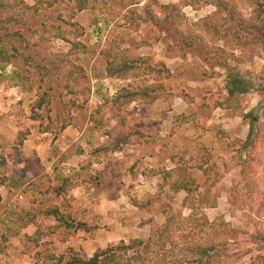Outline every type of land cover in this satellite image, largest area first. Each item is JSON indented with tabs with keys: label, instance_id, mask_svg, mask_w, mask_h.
<instances>
[{
	"label": "rangeland",
	"instance_id": "374dc122",
	"mask_svg": "<svg viewBox=\"0 0 264 264\" xmlns=\"http://www.w3.org/2000/svg\"><path fill=\"white\" fill-rule=\"evenodd\" d=\"M221 1L233 3L234 9L243 19L249 20L254 15L253 8L242 0ZM181 2L139 0L134 7L141 9L150 3L154 12L163 15L171 13L174 5L178 6L182 15L179 19L180 29L213 44V37L205 22H221L219 15L213 17L217 9L208 0H200L198 9ZM10 3L13 7L9 16H14V13H23L25 16L19 24L10 22L9 31L13 33L20 30L24 37L23 45L28 46L33 57L39 61L46 60H43L41 67L31 69L23 56L19 55L0 73L3 81L0 90L5 96L1 106L5 108L7 117H13L9 123L11 127H8L12 129L17 126L21 130L27 127L34 133L20 148L14 147L15 142L19 143L10 133L3 134L4 140L0 143V179H7L6 187H1L0 191L3 196L8 195V191L12 193L9 199L0 202V264H46L36 257L37 251L44 249H48L55 257L67 256L70 251H75L90 258L95 252L118 241L130 244L134 239H147L153 230L165 226L173 215L186 218L192 213L190 205L184 203L186 193L174 192L168 185L161 186L162 170L183 164V158L190 167L188 174L195 179L193 188L196 194L205 195L208 192L209 197H215V207L205 208L207 217L210 220L220 217L231 228L240 231L239 238L225 246V255L233 260L240 255L236 264H252L257 256L264 254V240L256 235L258 232L264 236L263 44L242 46L232 37L218 40L216 48L222 50L223 57L216 62L206 60L207 48L195 50L185 47L184 54L180 48L184 43L180 35L169 31L167 25L162 24L163 28L153 29L144 24L140 34L131 29L126 31L122 19L125 8L120 0H91L88 9L76 14L77 3L74 0H11ZM76 24L83 29V36L75 39L73 33L78 32ZM58 29L65 31L67 39L59 38ZM214 29L212 26V32H215ZM9 31L4 30L0 35L3 37ZM119 32H129L138 41L148 38L152 45L130 48V53L150 57L153 64L168 67L175 76L166 82L169 91L185 93L194 99L193 103L187 104L178 96L153 106L135 103L125 115V124H121L124 120L118 117L116 110L104 104L102 97L99 102L93 95L94 90L101 86L103 93L110 94L117 85L132 87L142 80L130 78L113 82L105 79L106 63L99 51L108 38ZM155 37L158 40H154ZM76 41L84 44L88 50L76 54V50L72 49V43ZM171 45L175 46L172 51L169 50ZM2 47L10 49L7 40L6 44L0 43ZM61 60L68 65L66 72L71 71L70 64L83 67L91 80L93 92L86 107L74 115L73 126L67 130L65 137L55 143L56 140L52 139L58 136L41 133L40 122L32 120L31 106L46 91L52 95L64 91L62 86L65 80L58 75ZM218 63L223 64V67ZM25 69L32 73L29 75ZM211 73L214 76L209 77ZM233 76L245 81L248 87V92L241 97L240 102L234 103L239 105L238 108L213 107L215 101L227 97L228 86L231 85L228 80L233 79ZM79 83L72 82L76 87L81 86L82 83ZM62 97L63 101H67L72 96ZM75 97L79 101L86 98L81 91ZM203 102H210L212 107L211 116L204 126L195 128L192 123H186L178 127L177 119L196 112ZM53 109L54 114L61 110L59 101L54 100ZM244 114H250L251 117L244 118ZM42 120L48 123L45 115ZM238 140L253 142L254 145L242 149L237 144ZM107 142L118 150L113 157L120 169L116 170L115 183L103 181L104 191L108 194L102 195V198L107 200L109 196L118 194L116 218H104L106 212L103 209L98 213L99 216H95L96 212L92 209L84 208L85 212L83 208V212L76 210L81 220L96 217V222L102 227L94 233L65 228L52 232L49 227L54 221L39 218L47 237L44 244L35 247L28 240L35 232V228L30 226L31 217L27 215L31 204L41 201L44 189L52 188L55 181L67 174L66 168H63L67 164L63 166L62 161L76 164V169H81L92 183L96 175L91 173L89 162L92 157L89 154L95 147ZM248 154H252L251 157L256 161L251 166H244L243 161ZM204 156L210 158V166H215L221 176L214 186L210 185L215 175L209 180L196 167ZM238 156L242 159L237 160ZM34 158L36 160L32 161ZM37 162L35 174L31 169ZM245 177L248 178V185ZM19 195L23 198L19 199ZM130 196L142 205L141 208L132 204ZM128 255H133V252L130 251Z\"/></svg>",
	"mask_w": 264,
	"mask_h": 264
},
{
	"label": "trees",
	"instance_id": "16d2710c",
	"mask_svg": "<svg viewBox=\"0 0 264 264\" xmlns=\"http://www.w3.org/2000/svg\"><path fill=\"white\" fill-rule=\"evenodd\" d=\"M10 1L0 0V33L4 30L9 31L10 27L8 24L10 22L19 24L25 16L23 13L20 15L14 13V16L10 15V17L9 12L13 7ZM74 1L77 3L74 14L90 7L91 0ZM102 1L104 2L105 0ZM137 1L139 0H120V4L125 8L122 19L124 22L123 27L126 31L131 29L132 32L140 34L144 24L150 25L153 29L157 27L163 28L162 24L167 25L169 31L178 36L180 35V39L184 42L180 48L184 54L185 47L195 50L207 48L206 60L212 59L218 62L223 57L221 54L222 50L216 48L215 43L218 40H226L232 37V40L242 44V46L257 43L264 45V0H242L253 8L254 15L249 20L242 18L241 14L234 9L235 5L233 3H226L221 0H208L217 9L213 17L219 15L221 18V22L216 24L211 21L205 22L207 30L211 33V37H213V44L203 41L197 36H191L180 29L179 19L182 15L178 6L175 7L174 5V7H171L172 12L169 14L163 13V15H159L153 11L152 4L150 3H146L141 9L134 7ZM181 3L192 6L194 9H198L200 6V0H182ZM75 26H77L76 31L78 32L73 34L76 36V39L83 36V29L78 24ZM212 26L215 28V32H212ZM58 30L57 35L59 38L62 40L67 39L65 31L62 29ZM156 39L158 40L157 37L154 40ZM6 40L10 44V49H6L5 47L0 48L1 71H4L6 66L12 64L19 55L23 56L26 65L31 66V69L41 67L43 60H46L44 58L42 61H39V59L33 57L28 50V46L23 45L24 37L20 30H16L13 33L9 31L6 35L3 34V37L0 35L1 44H6ZM72 44V49L76 50V54H79L81 50L85 52L88 50L79 41ZM146 45H152V43H149L148 38L138 41L136 38L131 37L129 32H119L117 35L108 38L99 51V55L106 63V74L110 78L127 79L131 77L133 79H142L135 86L121 87L112 97L106 99V102L124 118L128 108L133 103L152 106L160 100H169L176 96L181 97L189 104L194 101L192 97L185 93L176 94L169 91L166 82L174 79L175 76L168 67L164 64H153L150 57L130 53V48L137 49ZM174 49L175 46L173 45L169 47L171 51ZM39 54L41 53H37V55ZM70 65L72 69L69 72L65 71L68 67L67 63L61 60L58 65V75L65 80L62 86L64 91L58 92L56 95L54 93L52 95L46 91L31 106V118L35 122H40V131L42 133H51L55 137L73 124L74 115L86 107L89 96L93 92V85H91V80L88 78L83 67L78 64ZM218 65L223 67L221 63H218ZM25 71L29 75L32 73L29 69H25ZM211 76H214V74L211 73L209 77ZM74 81L80 82L79 84L82 83L81 86L76 87L73 85L72 82ZM228 83H231V85L228 86L229 93L227 97L215 101L213 107H224L225 109L238 108L239 105L234 103H239L241 97L248 92L245 81L238 79L237 76L229 79ZM79 91L86 97L83 101H79L75 97ZM63 95L72 97H69L67 101H63ZM54 100L59 101L61 107V110L55 114L53 111ZM211 111L210 102H203L196 112L180 117L177 120V124L182 125L190 122L195 128L204 126L211 116ZM44 115L48 120L47 124L43 123L42 119ZM247 117L250 118L251 115L246 114L244 116V118ZM29 136H31V131L27 127L15 134L16 141L20 145ZM237 144H240L242 149H247L254 145L253 142L241 140H238ZM106 150L107 148L104 146L98 147L95 149V155L102 156ZM251 155L248 154V157L243 161L244 166H251V163L256 161ZM241 159V156L237 157V160ZM209 160L208 156H204L202 161L196 164V167L209 180L212 175H215V179L210 185L214 186L221 180V176H219V172L216 171L215 166H210ZM181 161L183 164L177 165L174 169L162 171L163 183L161 186L168 185L174 192L186 193L184 203L190 205L189 208L192 212L186 218L182 219L173 215L168 219L165 226L153 230L147 239H134L130 244L118 241L116 244H112L102 251L95 252L90 258L75 251H70L67 256L60 255L55 257L51 255L48 249H44L45 251H37V259L46 262V264H236L241 256L239 255L234 260L230 259L228 255H225V246L229 245L231 241L237 240L240 231L236 228H231L220 217L216 220H210L207 217L205 208L215 207V197H209L208 192L205 195L196 194V189L193 188L196 182L188 174V169H190L188 162H185L184 158ZM258 162L260 163L261 161L258 160ZM242 172L243 175H246V172ZM173 175H176V178H173ZM245 179H247L246 184L248 185V178L245 177ZM6 180L1 178L0 185H5ZM78 184V180L76 181L74 178L68 177L62 180L61 185L47 189L44 193V200L38 205H33L32 211L28 213V215H32L31 222L38 224L37 218L40 215L57 221V225L49 227L52 232L60 228L83 229L86 231L95 230L96 227H92L86 222L77 221L70 212L71 206L67 202L66 195ZM61 197H63L64 201H61ZM131 200L135 207L141 208L142 205L134 197H131ZM39 226L41 225L38 224ZM43 234L42 229L39 227L36 234L28 237L29 241L35 247H40L39 242ZM256 235L258 238L264 240V236L258 234V232ZM254 241L257 240L255 239ZM130 251L133 252L131 256L128 255ZM252 264H264V254L257 256Z\"/></svg>",
	"mask_w": 264,
	"mask_h": 264
},
{
	"label": "crops",
	"instance_id": "0c3cea01",
	"mask_svg": "<svg viewBox=\"0 0 264 264\" xmlns=\"http://www.w3.org/2000/svg\"><path fill=\"white\" fill-rule=\"evenodd\" d=\"M172 72V71H171ZM0 73H1V68H0ZM173 73V72H172ZM131 78V77H130ZM130 78H127V79H130ZM0 83H2L3 81H2V78H1V76H0ZM105 79H109V80H112L113 82H123L124 80H126V79H115V78H110L109 76H107V78H105ZM2 81V82H1ZM116 86V85H115ZM121 87H128V86H119V85H117L116 86V89L113 91V93H107V92H105V93H103L102 92V86L101 87H99L98 89H95L94 90V94L93 95H95V97L99 100V102H100V100L103 98L104 99V104H106V105H109L107 102H106V99L108 98V97H112L116 92H117V90L118 89H120ZM1 92H2V90H0V143H1V141L2 140H4L3 138H4V136H3V134H7L8 135V133H10L12 136H13V138H15V141H16V137H15V134L16 133H18L19 131H22V130H24V129H19L17 126H15L14 128H12V129H10L8 126H10L11 127V125L9 124V123H11V121L13 120V117H11V116H8L7 117V115H5V108H3L2 106H1V103L4 101V97H3V94H1ZM105 96V97H104ZM102 97V98H101ZM177 97V96H176ZM181 98V97H180ZM161 101H166V100H160V101H158L157 103H159V102H161ZM156 103V104H157ZM187 103V102H186ZM133 104H135V103H133ZM140 104V103H139ZM187 104H189V103H187ZM155 105V104H154ZM110 106V108H112L111 107V105H109ZM132 106V105H131ZM146 106V105H145ZM153 106V105H152ZM129 109V108H128ZM115 110V109H114ZM117 112V111H116ZM127 112H128V110H127ZM118 113V112H117ZM184 116H187V115H184ZM118 117H120V119H123L124 120V124H125V122H126V117L124 118V117H121L120 116V114L118 113ZM180 117H183V115L182 116H180ZM179 117V118H180ZM12 118V119H11ZM178 118V119H179ZM177 119V120H178ZM177 122V121H176ZM190 123V122H189ZM121 124H123V121L121 122ZM123 124V125H124ZM186 124V123H185ZM185 124H182V125H178V127L179 126H183V125H185ZM73 126V124L72 125H70V126H68L65 130H63V132H61L59 135H58V137L56 138V139H52V140H56V142L55 143H57V142H60V141H62V137L64 138L65 137V134H66V132H67V130L69 129V128H71ZM30 131H31V134H33V136H34V133H33V131L30 129ZM42 133V132H41ZM43 134H48V133H43ZM141 135L142 136H144L142 133H141ZM32 136V135H31ZM31 136H29L28 137V139H30L31 138ZM27 139V140H28ZM27 140H25L24 141V143H26L27 142ZM10 141V140H9ZM24 143L22 144V145H20V144H17L16 142H15V145H14V147H18V148H20L21 146H23L24 145ZM17 144V145H16ZM101 146H104V147H106L107 148V150H106V152L102 155V156H96L95 155V149L96 148H98V147H101ZM98 147H95L93 150H92V152H90V156L92 157V159H91V161L89 162L90 164H91V169H89V170H91V173L92 174H95L96 175V177L94 178V179H92L93 180V182L91 183V179H89L88 177H86V175L83 173V171L81 170V169H76L77 168V165L76 164H74V163H69V162H67L66 163V161H62V165L64 166V164H67V167H63V168H66V170H67V174L66 175H64L63 176V178H59V180H57V181H55L54 182V184L52 185L53 187L54 186H56V185H61L62 184V180L63 179H65V178H68V177H70V178H74L76 181L78 180V186H76V187H74L72 190H70L69 191V193H68V195H66V199H67V202L70 204V206H71V209H70V212L72 213V215H73V217L77 220V221H80V222H86V223H88L89 225H91L92 227H96V229L95 230H90V231H86V230H84V231H86V232H88V233H94L95 231H97V230H101V227H102V225L101 224H99V222H96V217H88V218H90V219H88L87 218V220H81V219H79V217L77 216V214H76V210L77 211H79V212H85V210L86 209H84V208H88V210H90V209H92V210H94V212H96L95 213V216L96 215H98V213H100V210L101 209H103V210H105V212H106V215L105 216H103V215H101L100 216V221H102V216L104 217V218H106V219H108V220H111V219H114V218H116L115 217V213L118 211V208L116 207V206H118L117 205V202H118V194H117V196H115V197H111V196H109V198H107V200H105L104 198H102V195H107L108 193H106V191H104V189L105 188H103V181H107L108 183H111V182H113V183H115L116 182V180L117 179H114V178H116L117 177V172H116V170H118L119 171V164L118 163H116V161H115V159H114V157H113V155L115 156V154L118 152V150H115V149H113L112 148V146L107 142V143H102L101 145H99ZM81 156H82V154H80ZM34 160H36V158H34V159H32V161H34ZM53 161H55V159L53 160ZM40 162V161H39ZM42 163V162H41ZM38 162L35 164V167H33V168H35V170H33V168L31 169V172H33V173H35L36 172V170H37V167H38ZM177 166V165H176ZM175 166V167H176ZM174 167V168H175ZM174 168H172V169H174ZM172 169H169V170H172ZM83 170H84V168H83ZM163 171V170H162ZM166 171H168V170H166ZM37 173V172H36ZM35 173V174H36ZM162 173V172H161ZM50 174H53V172H51ZM85 175V176H84ZM156 175H159V174H156ZM162 175V174H161ZM62 176V175H61ZM94 180H97L96 182L94 181ZM6 184V183H5ZM1 187H6L5 185H0V188ZM48 188V187H47ZM50 189H51V187H50ZM10 190H11V188H10ZM47 189H44V191H43V193H42V195H41V197H42V200L41 201H38V202H33L32 204H31V207H30V210L28 211V213L29 212H31L32 211V208H33V205H38L39 203H41L43 200H44V193H45V191H46ZM3 191V190H2ZM8 193V195H6V196H3V194H2V192L0 191V202H2L3 201V199H5V198H7V199H9L11 196H12V193L10 192V191H8L7 192ZM95 195H97L99 198H96V196ZM23 198V196L22 195H19L18 196V198L19 199H22ZM61 199V201H64V199H63V197H61L60 198ZM101 199H103L104 200V202L106 203V204H103L102 203V200ZM130 201L132 202V200H131V196H130ZM81 208H83V211H82V209ZM28 213H27V215H28ZM28 216H32V215H28ZM90 216V215H89ZM99 216V215H98ZM39 218H45V217H43V216H38V218H37V223L39 224V225H41V226H39L41 229H42V231H43V237L41 238V241L39 242L40 244H44V242H45V239H46V237H47V234H46V230H45V228L43 227V225L38 221V219ZM31 219V218H30ZM45 219H47V218H45ZM49 220H52V221H54L52 224L53 225H50V226H55V225H57V221L56 220H54V219H49ZM96 222V223H95ZM30 226L31 227H34L35 228V232L32 234V235H30V236H33L34 234H36L37 233V231H38V229H39V227H38V224H35V223H32L31 222V220H30ZM95 224H97V225H95ZM111 224H113L114 225V223H111ZM110 224V225H111ZM117 225V224H116ZM101 226V227H100ZM75 230V229H74ZM83 230V229H82ZM18 235V234H17ZM29 236V237H30ZM17 238H20V237H17ZM25 238V237H24ZM29 240V239H28Z\"/></svg>",
	"mask_w": 264,
	"mask_h": 264
},
{
	"label": "built area",
	"instance_id": "2783aa9c",
	"mask_svg": "<svg viewBox=\"0 0 264 264\" xmlns=\"http://www.w3.org/2000/svg\"><path fill=\"white\" fill-rule=\"evenodd\" d=\"M22 198V197H21Z\"/></svg>",
	"mask_w": 264,
	"mask_h": 264
}]
</instances>
